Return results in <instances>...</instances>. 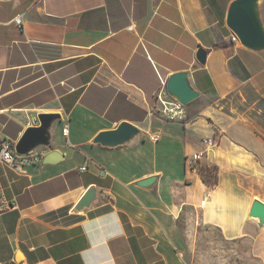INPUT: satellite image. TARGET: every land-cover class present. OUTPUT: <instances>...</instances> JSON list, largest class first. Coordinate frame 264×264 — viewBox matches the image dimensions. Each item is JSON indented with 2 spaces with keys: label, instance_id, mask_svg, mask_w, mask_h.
<instances>
[{
  "label": "crops",
  "instance_id": "1",
  "mask_svg": "<svg viewBox=\"0 0 264 264\" xmlns=\"http://www.w3.org/2000/svg\"><path fill=\"white\" fill-rule=\"evenodd\" d=\"M233 1L0 0V141L17 143L39 114L58 113L50 145L34 150L65 155L0 162L14 204L0 212V264H189L212 231L248 240L264 264V226L250 215L264 203V51L233 40ZM180 71L200 95L176 121L157 94ZM124 121L142 133L94 142ZM199 165L216 169L215 186ZM151 176L153 186L137 185ZM92 186L98 200L78 210Z\"/></svg>",
  "mask_w": 264,
  "mask_h": 264
},
{
  "label": "water",
  "instance_id": "2",
  "mask_svg": "<svg viewBox=\"0 0 264 264\" xmlns=\"http://www.w3.org/2000/svg\"><path fill=\"white\" fill-rule=\"evenodd\" d=\"M227 24L242 45L253 50L264 51V0H234L228 11ZM207 56L208 50L205 47H199L196 54L197 60L205 65ZM166 89L173 98L184 105L200 95V92L192 85L188 71L172 74L167 80ZM60 117L61 115L58 113L39 114V124L29 126L16 143L17 152L26 154L41 145H50L49 130ZM141 133L142 130L138 126L124 121L115 129L100 132L94 142L114 147L133 140ZM64 159L65 155L61 151L51 150L43 161L47 164H56ZM157 179V176H151L138 181L137 185L150 187L154 185ZM98 194L99 191L95 186L90 187L78 203L77 209L83 210L94 205L98 200ZM250 215L259 218L261 226H264V203L255 200Z\"/></svg>",
  "mask_w": 264,
  "mask_h": 264
},
{
  "label": "built area",
  "instance_id": "3",
  "mask_svg": "<svg viewBox=\"0 0 264 264\" xmlns=\"http://www.w3.org/2000/svg\"><path fill=\"white\" fill-rule=\"evenodd\" d=\"M16 22L19 25L23 24V16L18 15L16 17ZM233 40L239 41L238 37L233 34ZM157 99L160 102L162 108V113L171 120L176 121H183L187 117V108L182 102L178 101L177 99L173 98L167 91L166 88H163L157 94ZM38 118L33 121V125H38ZM65 134H68L69 128L66 126L63 129ZM160 138L159 135H153L151 137L152 140L158 141ZM49 150L47 149H40V150H31L26 154H20L16 150V142L12 141L11 139H4L0 141V162L5 163L9 166H13L17 169L23 167L25 163H33V162H40L43 161L44 157L47 155ZM204 152H197L194 153L191 157L187 158V162L190 166L196 167L199 164V160L203 156ZM83 170L86 167L82 168ZM14 204L6 197L4 187L0 181V212L8 211L12 209Z\"/></svg>",
  "mask_w": 264,
  "mask_h": 264
},
{
  "label": "rangeland",
  "instance_id": "4",
  "mask_svg": "<svg viewBox=\"0 0 264 264\" xmlns=\"http://www.w3.org/2000/svg\"><path fill=\"white\" fill-rule=\"evenodd\" d=\"M263 104V103H261ZM189 264H260L249 252V241H225L217 231L203 232L190 249Z\"/></svg>",
  "mask_w": 264,
  "mask_h": 264
},
{
  "label": "trees",
  "instance_id": "5",
  "mask_svg": "<svg viewBox=\"0 0 264 264\" xmlns=\"http://www.w3.org/2000/svg\"><path fill=\"white\" fill-rule=\"evenodd\" d=\"M198 169L203 181L209 186H215L218 183L219 179L215 168L205 165H199Z\"/></svg>",
  "mask_w": 264,
  "mask_h": 264
}]
</instances>
